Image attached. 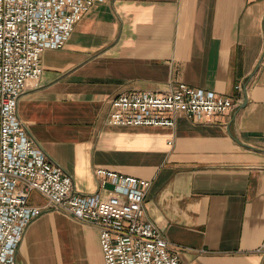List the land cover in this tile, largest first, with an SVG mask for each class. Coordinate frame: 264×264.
I'll list each match as a JSON object with an SVG mask.
<instances>
[{"label": "crops", "instance_id": "1", "mask_svg": "<svg viewBox=\"0 0 264 264\" xmlns=\"http://www.w3.org/2000/svg\"><path fill=\"white\" fill-rule=\"evenodd\" d=\"M41 63L17 114L78 191L104 192L97 167L148 180L146 216L182 264H264V0H101ZM180 82L239 104L172 126L106 122L117 94ZM16 262L104 264L99 231L45 211Z\"/></svg>", "mask_w": 264, "mask_h": 264}, {"label": "built area", "instance_id": "2", "mask_svg": "<svg viewBox=\"0 0 264 264\" xmlns=\"http://www.w3.org/2000/svg\"><path fill=\"white\" fill-rule=\"evenodd\" d=\"M98 1L0 0V264H17L25 229L45 211L97 228L104 264H182L146 216L148 180L97 167L104 192L78 191L72 176L32 139L17 114L27 85L40 81L44 50L62 48ZM239 101L180 82L163 91L117 94L110 100L106 122L172 126L179 113L200 120L228 113ZM34 191L44 197L43 206L28 204ZM259 249L264 251V244Z\"/></svg>", "mask_w": 264, "mask_h": 264}, {"label": "water", "instance_id": "3", "mask_svg": "<svg viewBox=\"0 0 264 264\" xmlns=\"http://www.w3.org/2000/svg\"><path fill=\"white\" fill-rule=\"evenodd\" d=\"M244 102H245V100H244ZM242 105H244V103Z\"/></svg>", "mask_w": 264, "mask_h": 264}]
</instances>
